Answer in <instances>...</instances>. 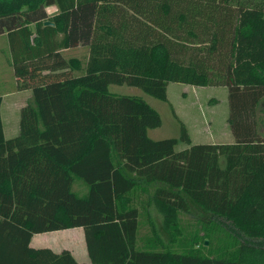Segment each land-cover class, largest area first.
<instances>
[{
    "label": "trees",
    "instance_id": "16d2710c",
    "mask_svg": "<svg viewBox=\"0 0 264 264\" xmlns=\"http://www.w3.org/2000/svg\"><path fill=\"white\" fill-rule=\"evenodd\" d=\"M1 34L31 101L6 137L0 94V264H87L29 244L74 227L91 264H264V0H0ZM169 82L225 86L233 141L151 139L159 112L108 90Z\"/></svg>",
    "mask_w": 264,
    "mask_h": 264
},
{
    "label": "rangeland",
    "instance_id": "374dc122",
    "mask_svg": "<svg viewBox=\"0 0 264 264\" xmlns=\"http://www.w3.org/2000/svg\"><path fill=\"white\" fill-rule=\"evenodd\" d=\"M48 11H52L48 8ZM8 39L4 34L0 35V92L16 91V82L12 66L10 64ZM66 56H76L83 58L86 49L78 45L68 51H64ZM108 90L116 94L136 95L145 99L160 114L161 124L155 128H149L147 135L151 139H162L167 137H177L179 135L180 122L186 126L190 144L193 143H229L233 141V136L227 125L228 101L227 89L225 86H195L187 83L169 82L166 87L167 101L156 99L139 87L126 84L109 83ZM26 95V97H25ZM28 98V94L16 93L12 97H5L1 106V118L4 128V135L12 137L18 133L19 113L16 110L18 102H23ZM30 98V97H29ZM264 119V114L262 115ZM189 144L179 141L176 149H182ZM72 189L77 192H84V186L79 182L72 185ZM186 214H180L179 218L184 225L186 234L192 233L196 228V219L200 215L199 209L191 205ZM150 214L156 223V228L164 241L168 244V234L161 228V215L153 205L149 207ZM146 226L140 227V235L146 232ZM44 245H48L59 251L63 247H72V251L78 260L86 256L83 236L80 229L55 230L49 233L40 234ZM80 237V238H79ZM82 237V238H81ZM69 238L66 241L65 239ZM71 238V239H70ZM79 238L80 244L75 245L74 241ZM256 242L264 243L263 240ZM84 260H87L85 257Z\"/></svg>",
    "mask_w": 264,
    "mask_h": 264
},
{
    "label": "crops",
    "instance_id": "0c3cea01",
    "mask_svg": "<svg viewBox=\"0 0 264 264\" xmlns=\"http://www.w3.org/2000/svg\"><path fill=\"white\" fill-rule=\"evenodd\" d=\"M49 8H51V10H54V8H52V7H49ZM14 81L16 82V77L14 76ZM16 91H4V92H0V94H1V97H2V104H3V100H4V98L5 97H12L13 95H15L16 93H18V94H22V93H26V94H28V98H25L24 100H23V102H18V104L16 105V110L18 111V113H19V109H20V107L22 106V105H24L25 103H27V102H30L31 101V92H30V90L29 89H18V87H16V89H15ZM25 97H26V95H25ZM30 97V98H29ZM2 104H1V106H2ZM73 229H80L81 230V233H82V236H83V229L81 228V227H74V228H69V229H63V230H73ZM49 232H51V231H48V232H42V234H45L46 235V233H49ZM41 233H35V234H33L32 235V237H31V239H30V246L31 247H33V248H39V247H49V248H51L52 250H54V251H56V252H59V251H61L62 249H60L59 251H57V250H55V249H53L52 247H50V246H48V245H44L43 244V240H41V238H40V235ZM80 238V237H79ZM79 238H77L76 239V241L75 240H73L72 239V241H74V243H75V245H77V244H80V240H79ZM82 238V237H81ZM69 238H67V239H65V240H63V241H66V240H68ZM71 239V238H70ZM83 241H84V236H83ZM84 245H85V243H84ZM63 249H68L71 253H72V255L75 257V259L76 260H78L77 259V256L75 255V253L72 251V247H63ZM85 250H86V247H85ZM85 257H87V260H84L85 259ZM83 256V257H80V258H82L83 260H78V261H84V262H86L87 264H91L90 263V261H89V258H88V255H87V252H86V256Z\"/></svg>",
    "mask_w": 264,
    "mask_h": 264
},
{
    "label": "water",
    "instance_id": "95a60500",
    "mask_svg": "<svg viewBox=\"0 0 264 264\" xmlns=\"http://www.w3.org/2000/svg\"><path fill=\"white\" fill-rule=\"evenodd\" d=\"M44 24H50V25H52V22H50V21H45ZM204 243L207 244V240H205Z\"/></svg>",
    "mask_w": 264,
    "mask_h": 264
}]
</instances>
